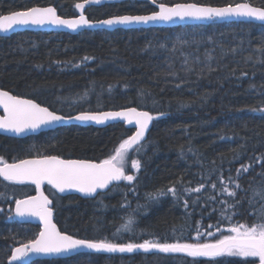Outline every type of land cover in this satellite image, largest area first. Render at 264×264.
Here are the masks:
<instances>
[{
  "label": "trees",
  "instance_id": "obj_1",
  "mask_svg": "<svg viewBox=\"0 0 264 264\" xmlns=\"http://www.w3.org/2000/svg\"><path fill=\"white\" fill-rule=\"evenodd\" d=\"M82 0H0V15L32 6L53 5L59 15H77ZM242 0H158L228 5ZM264 6V0H250ZM149 0H122L89 6L91 20L146 14ZM163 45V46H161ZM84 57H90L85 60ZM0 89L32 99L70 116L81 111L130 106L154 116L132 182L122 180L92 199L58 195L50 185L60 231L77 239L115 243L211 242L237 223L251 225L264 201V25L249 22L172 28L97 29L79 34L19 31L0 37ZM256 109V111H253ZM122 123L106 127L67 125L23 138L0 135V158L57 155L100 161L131 135ZM247 172L237 173L241 166ZM229 177L232 179L230 180ZM236 183L241 189H236ZM215 185V187H213ZM203 186V187H201ZM174 187L176 194L167 192ZM235 190L230 197L223 191ZM200 188V191L194 189ZM164 195H156L159 191ZM35 193L32 184L0 178V264L11 250L33 240L40 226L20 223L14 203ZM249 198L255 203L249 205ZM236 201H240L236 204ZM226 202V203H225ZM227 209L232 219L224 218ZM131 217V231L117 229ZM209 225H213L209 228ZM213 232L208 236L207 232ZM245 264L239 258H191L157 251L103 253L36 259L27 264ZM252 261V260H251Z\"/></svg>",
  "mask_w": 264,
  "mask_h": 264
},
{
  "label": "snow or ice",
  "instance_id": "obj_2",
  "mask_svg": "<svg viewBox=\"0 0 264 264\" xmlns=\"http://www.w3.org/2000/svg\"><path fill=\"white\" fill-rule=\"evenodd\" d=\"M159 11H153L150 15H122L113 16L109 19L97 21V24L131 25L148 24L149 22H169L174 18L181 20L185 18L196 20H212L214 18L244 17L250 20L264 23V6H254L248 2L228 4L223 7L202 6L196 3L175 4L171 7L158 0H149ZM100 0H83L76 3L75 8L84 10L86 5L99 4ZM64 26L76 30L80 27H91L92 23L85 17L83 11L76 19H63L57 15L54 7H31L22 11H13L7 15H0V32H8L15 26L44 25ZM163 46V45H161ZM85 60L90 57H84ZM0 108L3 115H0V129L14 133H22L25 130H36L41 126H51L65 118L42 107L32 99L21 98L10 94L8 91L0 90ZM256 111V109H253ZM264 112V108L259 109ZM81 122L92 121L96 124H103L106 121L123 120L127 124L135 125L136 131L127 139L122 140L115 149V153L108 158L93 162L83 159H61L58 156H40L32 159H22L13 163H7L0 158V177L4 181L14 184H34L37 195L29 196L23 200H16L15 214L19 217L31 216L40 221V231L35 239L29 240L26 244L15 247L11 250L9 264L29 255L39 253L45 255H57L68 253L80 248L90 249L96 252L106 253H132L136 250L148 252L156 250L160 253H182L191 258H217V257H241L256 258L252 261H245V264H264V204L255 210L256 221L251 225L247 223L233 224L227 228V233L216 226V232L220 237L211 242H200L202 233L197 229L195 242H159L158 240H144L143 243H115L107 239L86 240L75 239L57 229L53 223V201L41 192V185L45 182L51 185L57 192L64 193L66 190H76L86 196H92L98 189H106L112 182L125 180L132 182L133 175H125V164L131 151L139 152L140 142L145 137L149 123L154 117L147 111H138L136 108H127L123 111H108L99 113L82 112L75 117H68ZM131 167L139 171L141 163L133 159ZM249 166L242 165L237 173L247 172ZM231 180L232 178L229 177ZM203 187V186H201ZM215 187V185H213ZM236 189L241 185L236 183ZM200 191V188L194 189ZM223 191L230 197H235V190L229 191L227 187ZM167 192L176 194V189L170 187ZM159 191L156 195H164ZM253 196H259L264 201V192L254 191ZM226 203V202H225ZM240 201H236L239 204ZM255 201L249 198V205ZM236 204H228L224 210V218L231 220L232 215L227 214V209H233ZM133 220L129 217L121 230L131 231ZM212 228L213 225H209ZM208 236L214 233L207 232ZM216 264H219L217 261Z\"/></svg>",
  "mask_w": 264,
  "mask_h": 264
},
{
  "label": "water",
  "instance_id": "obj_3",
  "mask_svg": "<svg viewBox=\"0 0 264 264\" xmlns=\"http://www.w3.org/2000/svg\"><path fill=\"white\" fill-rule=\"evenodd\" d=\"M119 1H122V0H100V3L99 4L86 5L84 10L76 9L77 10V15L76 16H73V17H64V16L59 15L57 9L53 5H47V6H32V7H54L56 9L57 15L60 16L63 19H76L81 14V11H83V14L92 23L93 26H91V27H88V26L80 27V28H77L76 30L68 29V28H66L64 26H55V25H51V24L15 26L13 29L9 30L8 32H0V37L1 36H3V37L10 36L11 34L16 33V32H19V31H44V32L58 31V32H67L69 34H79V33H81L82 31H85V30L93 31V30H97V29H103V30H106V31H114L116 29H138V28H145L146 29V28H151V27L172 28V27L189 26V25H207V24H210V23L220 24V23H224V22H249V23H255V24L264 25V23H262L260 21L250 20L249 18H244V17H227V18H223V19H221V18H214L212 20H196V19H189V18H185V19L181 20L179 18H174V20L169 21V22H162V21H160V22H149L148 24H131V25L107 26V25L97 24V21H102V20H105V19H109V18H111L113 16H122V15H112V16H109L107 18H103V19H99V20H91V19L88 18L87 14H86V10H87V8L89 6H100V5L105 4V3H116V2H119ZM82 2H83V0L82 1H79L77 3H82ZM244 2H248V3L252 4L250 2V0H242V1H239L237 3H244ZM183 3H194V2H180L179 4H183ZM175 4H178V3H175ZM175 4H171V5L166 4V5H168L169 7H171V6L175 5ZM196 4H198V3H196ZM198 5L211 6V7H223V6H226V5H221L220 6V5H208V4H198ZM254 6H256V5H254ZM23 10H26V9H23ZM17 11H22V10H17ZM155 11H159V9L156 7V10ZM152 12L146 13V14H123V15H150ZM10 13H5V14H2V15H7V14H10ZM0 90H2V89H0ZM10 94H12V93H10ZM21 98H24V97H21ZM25 99H29V98H25ZM41 106L42 107H46L44 105H41ZM133 107L134 106H130V107H126V108H122V109H117V110L81 111V112L75 113V114L70 115V116H64L61 113H58V112L53 111L57 115L63 116L65 119L62 120V121H60V122H58V123H55V124H53L51 126H41L40 128H38L36 130H25L24 132L19 133V134L14 133V132H10V131H5L3 129H0V135L10 136V137H16V138H23V137H26V136H29V135H35V134H38L40 132H44V131H48V130H53V129H56L58 127L67 126V125L106 127L108 125L115 124V123H122V124H124V126L126 128L131 129V131H132L131 135H133L134 132L136 131V128H135L134 123L133 124H127L123 120H114V121L110 120V121H106L103 124H96L95 122H92V121L81 122V121H77L75 119H68V117H75V116L79 115L82 112L99 113V112H108V111H123V110H125L127 108H133ZM134 108H136L138 111H147V110H144V109H139L137 107H134ZM49 110L52 111L51 109H49ZM147 112H149L153 116V114L150 111H147ZM0 115H3V109L2 108H0ZM153 121H154V119L149 123V127L146 130V132H145V137L140 142V144L143 143L147 139L148 134L150 132V129L152 128ZM49 156H57V155H49ZM37 157H40V156L26 157V158H23V159H32V158H37ZM58 157H60V156H58ZM60 158L61 159H66V160L69 159V158H63V157H60ZM20 160H22V159H20ZM72 160H77V159H72ZM83 160H87V159H83ZM16 161H19V160H16ZM16 161H13V162H16ZM13 162H7V163H13ZM93 162H98V161H93ZM0 178L3 179L2 177H0ZM121 181L122 180L112 182V184H110L108 186V188H106V189H98L97 190V193L93 194L92 196H86V195H84V194H82L80 192H77L74 189L73 190H66L64 193L57 192L54 188L53 189L60 196L78 195L79 197L84 198V199H92V198H95L99 193H105V192H107L113 185L119 184ZM32 185L35 187L34 184H32ZM45 185H47L46 182L41 185V192H43V194L45 196H48L46 194V192L44 191ZM36 195H37V192H36V188H35V193L32 194V195H29V196H36ZM29 196L20 198L19 200L26 199ZM48 198L50 200H52L49 196H48ZM50 206L53 207V205H50ZM15 207H16V204H14V215H15V218H16V220L18 222H20V223L37 224L41 228L40 221L36 217H31V216L19 217V216H16V214H15ZM52 221H53L54 224H56V222H55V215H54V208H53V218H52ZM56 226H57V224H56ZM57 229L59 230L58 226H57ZM65 234H67V233H65ZM75 239H77V238H75ZM24 244H26V243H24ZM21 245L22 244H20V245H18L16 247H19ZM81 251H92V252H96V251H93V250H90V249L80 248V249H77V250H74V251H71V252H68V253L57 254V255H45V254H39V253H29L28 256L23 257L20 260L11 262V264H27V263H29V262H31L33 260H36V259H51V258L68 257V256H72V255H74V254H76L78 252H81ZM136 251H143V250H136ZM153 251H156V250H151V251H148V252H153ZM103 253H106V252H103ZM7 264H9V258L7 260Z\"/></svg>",
  "mask_w": 264,
  "mask_h": 264
},
{
  "label": "rangeland",
  "instance_id": "obj_4",
  "mask_svg": "<svg viewBox=\"0 0 264 264\" xmlns=\"http://www.w3.org/2000/svg\"><path fill=\"white\" fill-rule=\"evenodd\" d=\"M138 147L140 148L139 152L131 151L130 155L141 154L143 152L142 150H143L144 146L143 145H139ZM132 171H133V169L131 167V163H128V158H127V163L125 164V175H133ZM223 258H225V259H228V258L229 259L239 258V259H242V260H249V261L256 259V258H241V257H228V256H224Z\"/></svg>",
  "mask_w": 264,
  "mask_h": 264
},
{
  "label": "flooded vegetation",
  "instance_id": "obj_5",
  "mask_svg": "<svg viewBox=\"0 0 264 264\" xmlns=\"http://www.w3.org/2000/svg\"><path fill=\"white\" fill-rule=\"evenodd\" d=\"M53 130H55V129H53ZM48 131H51V130H48ZM35 135H36V134H35ZM9 137H10V136H9ZM14 138H16V137H14ZM99 194H100V193H99ZM99 194H98V195H99ZM98 195H97V196H98ZM53 208H54V207H53Z\"/></svg>",
  "mask_w": 264,
  "mask_h": 264
},
{
  "label": "bare ground",
  "instance_id": "obj_6",
  "mask_svg": "<svg viewBox=\"0 0 264 264\" xmlns=\"http://www.w3.org/2000/svg\"><path fill=\"white\" fill-rule=\"evenodd\" d=\"M107 18V17H106ZM78 113V112H77ZM14 161V160H13ZM97 197V196H96ZM17 200V199H16ZM15 204V203H14Z\"/></svg>",
  "mask_w": 264,
  "mask_h": 264
}]
</instances>
